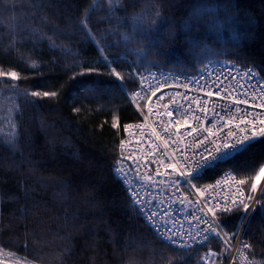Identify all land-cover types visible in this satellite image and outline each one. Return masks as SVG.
Instances as JSON below:
<instances>
[{
  "label": "trees",
  "instance_id": "obj_1",
  "mask_svg": "<svg viewBox=\"0 0 264 264\" xmlns=\"http://www.w3.org/2000/svg\"><path fill=\"white\" fill-rule=\"evenodd\" d=\"M210 60L250 64L264 80V0H0V71L19 75L0 77V247L39 264H202L208 248L223 261L215 238L189 250L162 241L113 171L125 124L144 114L129 73L192 74ZM262 163L264 140L196 182L230 169L248 188ZM218 217L225 230L246 219L243 237L264 264V205Z\"/></svg>",
  "mask_w": 264,
  "mask_h": 264
},
{
  "label": "built area",
  "instance_id": "obj_2",
  "mask_svg": "<svg viewBox=\"0 0 264 264\" xmlns=\"http://www.w3.org/2000/svg\"><path fill=\"white\" fill-rule=\"evenodd\" d=\"M249 70H251V77L248 75ZM140 73L148 79L144 81V91L135 102L142 105L144 114L141 119L125 124L131 125V127L128 128L127 132L124 130L119 141V153L114 162L113 171L126 188L136 208L139 209L138 211L145 223L151 225L148 216L151 211H155L158 222L167 220L168 224L176 230L178 237L182 234L184 240H190L189 232L194 233L195 228L205 227V225L199 224L191 213L196 208H203L206 199L221 204L228 201L230 204L233 196L237 194L235 180H239V177L232 170L224 169L217 177L208 182L197 183L196 180L193 181L200 191L191 185L182 184L179 190L170 186L172 180L178 178V173L169 176L171 169H166L164 165L177 162L178 158L173 157L174 148L184 151L189 144L193 143V138L187 136V132L191 131V128L185 127L180 134H177L174 126L175 120L183 119L185 115H188L189 122L193 127H199L196 121L191 120V115H199L202 120L205 119V114L199 111V107L209 109L208 118H211L213 109L222 111L224 114H227L228 111L235 114L236 107H239L242 112H259L261 111L259 108L251 106L253 103L252 95L253 90H255V103H259L260 86L264 85V80L250 64L243 65L233 60H213L192 74L156 66L140 70L136 74L137 83L132 90H139ZM153 77L155 78L153 79ZM184 84H188V87H183ZM216 86L226 90L222 95L234 94L240 99H249V105L236 106L231 103V99L221 100L215 96L209 98L204 95L205 91H214ZM156 88L160 89L159 92L155 97L149 99L152 96V91H155ZM132 90L131 96L133 95ZM161 96L163 99H159ZM184 96H187L188 100H184ZM196 99L201 101L200 106L194 102ZM204 100H208L209 103L204 105ZM173 101L178 103L174 104ZM165 104L171 108L179 109L172 118L162 115L167 111L164 108ZM189 106L192 109L191 113L187 111ZM149 108L152 109L151 113ZM146 117L147 119H145ZM170 119L172 126L168 128V132H165L164 129L168 126ZM154 128L159 133V139L153 134ZM165 140L168 141L167 147L164 144ZM121 141H123V145H121ZM161 160L164 161V164H161ZM121 167L122 172H118L117 169ZM177 167H180V163H177ZM157 172L160 175H157ZM149 175L151 176L150 180L144 178ZM133 192L138 193L139 197L142 198V203L135 202ZM181 200L184 201L183 204L180 203ZM205 211H207L206 208ZM196 215H203V213L196 212ZM208 218L211 219V214ZM188 221H191V224ZM153 232L156 234L155 231ZM224 233L222 229L221 236L224 238L218 240H228ZM213 238H215L214 235L210 239ZM241 241L250 245L240 232L233 243H230L231 251L228 258L219 262L217 255L215 264H256L249 248H244ZM195 246L199 245L193 247ZM209 250L216 253L215 250L208 248L204 251L203 257ZM2 253H10V251L0 247V258Z\"/></svg>",
  "mask_w": 264,
  "mask_h": 264
},
{
  "label": "snow or ice",
  "instance_id": "obj_3",
  "mask_svg": "<svg viewBox=\"0 0 264 264\" xmlns=\"http://www.w3.org/2000/svg\"><path fill=\"white\" fill-rule=\"evenodd\" d=\"M33 7H42V5H35ZM212 11L211 7L207 9V11L198 10L195 14V18L197 23L200 20H203L204 15L210 14ZM191 17L189 18L188 25L189 30H193L196 27V24L191 23ZM137 21L139 23H143V18L138 17ZM162 22V16L159 11H157L156 18L151 20V25L155 26L158 23ZM82 27H86V25H82ZM175 34L173 33L169 39L174 40ZM75 61V57H73ZM105 68H110V76L115 77L117 81H124L125 76L122 70H118L117 67H111L112 64L116 63L115 60H109L108 57H104ZM124 63V62H122ZM80 67V65L75 62L69 68L70 71H73L75 75H82L83 72H76V68ZM98 69L89 67L86 71L92 72L97 71ZM138 73L139 70L137 69ZM129 75L132 78V82H136V74L130 72ZM249 77H251V70H249ZM11 77L12 80H18L19 75L16 71L11 72H3L0 71V77ZM155 77H153L154 79ZM148 79L144 77L142 73L139 74L140 86L139 90L133 89V95L129 98L130 100L135 101L139 98L140 94L144 91L143 83ZM219 79V77H217ZM235 79V77H232ZM123 88V85H121ZM151 88V85L149 86ZM183 87L187 88L188 84H184ZM159 88H156L155 91H152V96L155 97L157 92H159ZM226 90L223 87L216 86L215 90L205 91L204 95L211 98L213 96L221 99L228 100L231 99V103L233 105H249V99H240L236 97L234 94L222 95ZM261 96L259 97L260 102L255 103L256 95L255 90H253L252 95V107L259 108L261 111L259 112H247L241 111L239 107H236L235 114L231 111H228L227 114L222 113L219 110H212L211 118H208L209 109L207 107H199V111L205 114V119H201L199 115H191V120L196 121L199 124V127H193V125L189 122V116L185 115L183 119L175 120V129L176 133L180 134L181 130L185 127L191 128V131L187 132V136L193 138V143L189 144L184 151H180L179 149H173V157H177L176 163H168L165 164V168L171 169L172 174L178 173V178L173 179L170 186H174L177 190L181 187V185H191L193 188H196L197 191L200 189L197 187L193 181L198 180L203 174L211 171L217 167H220L224 164L235 160L238 156L248 151L253 144L264 140V85L260 86ZM32 97L45 98V97H56V92L49 91H32L30 93ZM247 95V93H245ZM159 99H163V96L159 97ZM184 100H188L187 96L183 97ZM197 106H200L201 101L196 99L194 101ZM174 104L178 103L173 101ZM209 103L208 100H204L203 104L207 105ZM164 108L167 109L165 113L162 115H166L169 118H172L179 109L171 108L169 105L165 104ZM75 112H79V108H74ZM188 113L192 112L191 107L189 106L187 109ZM149 112H152V109L149 108ZM147 119V117L145 118ZM172 126L171 119L169 120L168 126L165 127L164 131L168 132V128ZM113 128L117 127V123L114 121L112 124ZM131 125H125V132H127L128 128ZM204 133H207L206 135ZM153 134L157 136L159 139V133L156 132L155 128L153 129ZM195 134V135H194ZM165 146H168V141H164ZM121 145H123V141H121ZM190 153V154H188ZM120 163V161H118ZM177 163H180V167H177ZM161 164H164V161L161 160ZM255 165L253 166V169ZM118 172H122V167L117 169ZM160 175L159 172L156 173ZM147 180L151 179V176L144 177ZM264 163L259 167L258 171L255 172V175L251 177V185L247 190V193L244 191V185L246 181L244 179L235 180L237 185V194L233 196L231 199V203L225 201L223 204L216 202L213 203L211 200H205V204L203 208H196L195 211L191 213L194 219L201 225H205L203 228H195L194 233L189 232L190 240H184L183 235L181 234L179 237L177 236L176 230H174L166 221L158 222L156 220L157 213L155 211H151L149 213L148 219L151 221V228L156 232V235L164 241L166 244L174 246L179 249L189 250L194 245L203 246L207 243V241L213 237L217 239H223L221 236L222 225L219 222V213H228L234 211L240 207L243 208L245 214L249 211L252 206V202L255 205H264ZM219 184V181L217 182ZM133 196L135 197V202L142 203V198L139 197L138 193L133 192ZM181 204L184 201H180ZM195 208V205H193ZM205 208L207 211H205ZM139 210V209H138ZM196 212L203 213V215H196ZM209 214H211V219L208 218ZM191 224V221H188ZM225 236H228V240L225 241L226 244L230 246L231 239L234 238V234L229 236L227 232L224 233ZM241 244L244 248H250L251 246L248 243H244L241 241ZM217 253L209 250L204 257H202L203 264H215Z\"/></svg>",
  "mask_w": 264,
  "mask_h": 264
},
{
  "label": "rangeland",
  "instance_id": "obj_4",
  "mask_svg": "<svg viewBox=\"0 0 264 264\" xmlns=\"http://www.w3.org/2000/svg\"><path fill=\"white\" fill-rule=\"evenodd\" d=\"M210 61H212V60H210ZM133 73L137 74L136 69L133 70ZM138 104L141 105L140 103H138ZM141 107H142V105H141ZM239 179H242V178H239ZM262 183H264V182H262ZM250 185H251V183H250ZM250 185H249L248 188L246 187V184L243 186L245 191H246V193H247V190L250 188ZM253 206H254V202H252V206L250 207V209H249V211L247 212L246 215L250 214ZM240 208H242V207H240ZM228 213H230V212H228ZM245 225H246V219L244 220V223L242 225H240L239 228H237L235 230H228V229L225 230L223 228V226H222V229L224 230V232H227L229 234V236L234 234V238L231 239L230 243H233V241L240 234V232L242 233V236L244 235ZM226 237L228 239V236H226ZM223 242H224V245H225V250L227 249L226 252L228 251V253L226 255L227 256L226 258H228L229 254H230V251H231V248H230V246L228 244L225 243V241H223ZM223 252H224V250L221 251V252H216V253L218 254V256H220L221 254H224ZM0 264H39V263L34 262V261L30 260V259H27L26 257H23V256H21V255H19L17 253H13V252L10 251V253H2V256L0 258Z\"/></svg>",
  "mask_w": 264,
  "mask_h": 264
},
{
  "label": "bare ground",
  "instance_id": "obj_5",
  "mask_svg": "<svg viewBox=\"0 0 264 264\" xmlns=\"http://www.w3.org/2000/svg\"><path fill=\"white\" fill-rule=\"evenodd\" d=\"M132 121H135V120H132ZM118 157V156H117Z\"/></svg>",
  "mask_w": 264,
  "mask_h": 264
}]
</instances>
